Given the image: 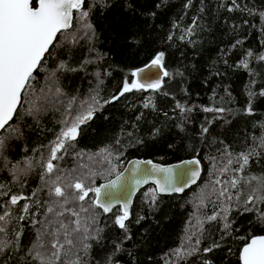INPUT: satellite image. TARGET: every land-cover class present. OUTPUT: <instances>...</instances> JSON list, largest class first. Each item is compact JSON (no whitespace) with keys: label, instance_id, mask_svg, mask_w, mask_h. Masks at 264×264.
<instances>
[{"label":"trees","instance_id":"1","mask_svg":"<svg viewBox=\"0 0 264 264\" xmlns=\"http://www.w3.org/2000/svg\"><path fill=\"white\" fill-rule=\"evenodd\" d=\"M84 7L89 12L85 22L93 34L82 38V22L74 11L73 28L51 49L53 55L46 58L35 82L37 90L45 88L47 92L50 70L66 65L51 77L56 81L53 93L56 86L61 89L58 96L49 94L55 107L48 106L36 119L24 114L17 124L23 135L6 139L0 155V184L4 185L0 192L8 193L0 195V214L7 205L16 218L7 225V234L0 233V241L11 242L15 249V233L23 231L18 238L19 251H12L7 264H39L27 255L36 241L29 219H42L43 209L21 221V206L28 203L33 212L37 207L34 201L43 204L49 199L41 176L52 143L64 121L82 113L93 97L103 106L79 126L66 154L58 153L63 158L53 161L57 166L53 176L62 173L72 180L92 172L95 175L85 182L97 187L134 157L164 164L198 157L203 163L202 175L199 184L181 194H157L155 203V188H141L125 229L115 223L122 215L119 207L108 213L89 207V213L82 215L96 219L89 232L94 238L84 241L90 248L85 255L83 245L77 243L61 264L73 259L76 252L83 257L82 264H108L109 259L111 264H241L240 248L247 237L264 235V223L254 211L243 212L235 200L228 217L232 221L229 235H225L219 217L212 221L207 217L227 203L219 195L221 186L235 196L237 189L228 186V181L243 177L240 188L246 189L244 181L250 176H264V60L260 59L264 56V0H85ZM72 33L80 34L75 42H70ZM161 52L168 75L159 89H134L104 103L118 95L124 82L132 83L137 68ZM217 108L225 111H205ZM249 151L256 154L243 172L236 171L240 167L237 155ZM26 160L32 168L25 172ZM14 166L18 180L11 174ZM112 166L116 171L109 174ZM217 180L221 184H216ZM13 194L31 198L13 206L8 203ZM92 199L94 193L83 203L88 206ZM259 207L264 211V204ZM42 239L45 248L36 250L47 256L49 237ZM213 243L221 246L205 252ZM181 247L185 252L199 251L178 256L176 250Z\"/></svg>","mask_w":264,"mask_h":264},{"label":"snow or ice","instance_id":"2","mask_svg":"<svg viewBox=\"0 0 264 264\" xmlns=\"http://www.w3.org/2000/svg\"><path fill=\"white\" fill-rule=\"evenodd\" d=\"M234 2V0H233ZM85 0H0V133H7L8 136L0 135V155H3V150L6 148V139L22 136L23 132L17 126L19 120L24 114L32 116L34 119L42 111L49 110L48 106L55 107L54 98L61 93V89L56 86L53 93V86L56 84L55 72L60 69L66 68V65L60 64L55 70H50V83L47 85V92L45 88L39 90L35 87V82L39 76V71L44 68L46 58L53 55L51 49L56 44L60 43L61 37L68 33L69 29L73 28V13H77V18L82 22V27L91 30V25L83 23L87 21L88 10L85 9ZM230 11L232 9H229ZM191 31V29L189 30ZM88 33H85L87 35ZM76 37H71L70 42H75ZM252 55L251 52L248 53ZM164 53L161 52L152 60V65L162 66ZM264 60V56L260 57ZM245 68L248 67L247 63H243ZM133 76L139 77V72H134ZM163 75L167 76L168 73L164 72ZM161 81L156 80L149 83H141L140 79H136L132 83L127 81L123 83L122 90L118 95L113 96L110 100L104 103H110L117 100L125 93L141 89H159ZM43 93V95H38ZM251 95V93H249ZM264 95V91L261 92ZM87 103L86 109L75 116L72 121H64V127L60 130L55 141H53L50 148V156L43 167L45 172L41 176L44 185L47 187L48 200L43 204L37 199L34 203L37 205L33 212H30V206L25 203L21 206L23 215L18 217L19 220H25L26 216L34 217L40 214V209H43L42 219H29V223L33 225L36 231V241L33 243L32 248L28 250L27 255L32 260H36L39 264H61L62 258L67 256L77 243L83 245L81 251L86 255L90 245L84 241L94 238L89 236L92 231V225L96 223V219L91 215H82L89 213V207H99L103 212L111 211V201L113 194L111 191H106L104 199H101V188L91 187L86 184V179H91L95 173L89 172L85 174L84 178H75L68 180L66 177L57 173V166L53 163L55 160L62 159V151L66 154V146L71 141L75 140L79 134V126L92 119L95 111L103 105L96 97L92 98L91 103ZM149 105H145L148 107ZM179 107V105H178ZM205 111L223 112L224 108L205 109ZM251 112V108L248 109ZM207 128L203 131L207 132ZM108 153L107 149L102 150ZM253 151L247 153L241 152L236 157V162L240 165L236 171L243 172L245 167L248 166L250 157L255 155ZM110 155V153H108ZM108 155L105 160H108ZM228 155H231L228 153ZM147 163H151L148 161ZM185 164L198 165L199 160L193 159L185 161ZM232 160H229V164ZM81 167L87 168V165ZM179 167V166H177ZM32 163L26 160V169H31ZM116 171V167L112 166L109 169V174ZM164 173V179L155 181L158 185V192H183L187 186L185 177L191 179L195 183L199 176V171L196 169L184 168L179 172L174 168H164L153 166V169H146L145 175L151 176L152 172ZM227 171V169H224ZM14 180H18L16 175L15 166L11 170ZM123 173H116V180L109 181L104 185L105 189H110L120 182ZM45 177L50 179L45 180ZM243 177L232 179L227 182L228 186L237 189L235 196L229 192L228 187L221 186L219 195L225 197L227 203L221 208L220 212L207 217V220H216L218 217L224 222L225 235H229L228 230L231 228L232 221L228 217L232 211V201L235 200L236 206L241 208L243 212H255L257 219L264 223V211L260 210V205L264 204V176H250L244 183L248 186L246 189H241L240 184ZM65 181V183H61ZM146 182V181H144ZM140 180L136 181L139 185ZM216 184H221L217 180ZM4 185L0 184V189ZM43 190V189H41ZM94 193V199L91 200L90 205L86 206L83 202L89 199V194ZM0 195H8L7 192H0ZM157 189H152V201L155 203ZM36 196V192L32 193V197ZM31 197L24 195L13 194L8 203L10 205H18L20 201H27ZM251 206V207H249ZM129 216V204L125 203L123 206V214L119 215L115 223L121 229H125V220ZM11 218V219H10ZM12 213L7 209L3 214H0V233L7 234V225L11 223ZM41 225V228H36V225ZM202 230V222H201ZM98 231V230H97ZM17 237L15 249L9 241H0V264H7L11 258L12 251H19L18 238L23 235L22 229L17 230L15 233ZM49 237L48 240V255L44 256L37 248H45L42 237ZM224 236L221 237L223 239ZM246 243L242 247L239 259L242 264H264V235H252L246 238ZM199 240L196 241L199 244ZM219 243H213L211 246L204 249L205 252H211L214 248H219ZM199 251L194 248L189 252H185L181 247L176 250V255H190L192 252ZM83 257L80 252L74 254V258L65 262V264H82ZM108 264H111L109 259ZM210 264V262H206Z\"/></svg>","mask_w":264,"mask_h":264},{"label":"water","instance_id":"3","mask_svg":"<svg viewBox=\"0 0 264 264\" xmlns=\"http://www.w3.org/2000/svg\"><path fill=\"white\" fill-rule=\"evenodd\" d=\"M75 11V10H74ZM153 60V59H152ZM152 60L144 64L143 66L137 68L135 72H139V77L133 76L132 82H134L136 79H140L141 83H149V82H154L156 80H160L161 84L165 78V75H163L164 72H166V69L164 66H159V65H152ZM199 160L198 157H189L182 159L177 162H172V163H160L156 162L150 158H131L129 159L124 167L122 168L120 173H123L122 179L118 183V185L110 188V189H105L104 185H107L109 181L116 180V174L109 178L106 181L101 182L97 187L101 188V199H104V194L106 191H111L113 194V198L111 201V210L114 207H119L121 209V212L123 214V206L125 203L129 204V210L132 206L133 199L137 192L147 186V185H152L155 189H157V194L159 195H170V194H181L184 191L190 189L192 186L196 185L202 175V164L201 161L198 165H191V164H185V161H190V160ZM148 161H151V163H147ZM159 166V167H164V168H174L176 171H180L181 169L184 168H189V169H196L199 171V176L196 179L195 183H192L191 179L185 177V180H187V186L184 188L183 192H164V193H159L158 192V185H156L155 181L157 179H160L163 181L165 174L164 173H158L153 171L151 176H146L145 170L146 169H153V166ZM179 166V167H177ZM140 180L141 183L139 185L136 184V181ZM146 181V182H144ZM105 213V212H104ZM108 213V212H107ZM243 247V245H242ZM242 247L240 248V252L242 251ZM240 260V259H239ZM242 264V261H240Z\"/></svg>","mask_w":264,"mask_h":264},{"label":"rangeland","instance_id":"4","mask_svg":"<svg viewBox=\"0 0 264 264\" xmlns=\"http://www.w3.org/2000/svg\"><path fill=\"white\" fill-rule=\"evenodd\" d=\"M83 23H88V22H85V21H84ZM79 25H81L80 28L83 30V32H82V33H83V35H82V38H83V39H87V37L89 38L90 35L93 34L92 30L89 31L88 29L83 28V27H82V23H80ZM87 32H89V33H88L87 35H85V33H87ZM78 35H80V34L72 33V37H76V36H78Z\"/></svg>","mask_w":264,"mask_h":264},{"label":"bare ground","instance_id":"5","mask_svg":"<svg viewBox=\"0 0 264 264\" xmlns=\"http://www.w3.org/2000/svg\"><path fill=\"white\" fill-rule=\"evenodd\" d=\"M153 90V89H152ZM203 164V163H202ZM203 177V176H202ZM199 184V183H198ZM190 191V190H189Z\"/></svg>","mask_w":264,"mask_h":264}]
</instances>
